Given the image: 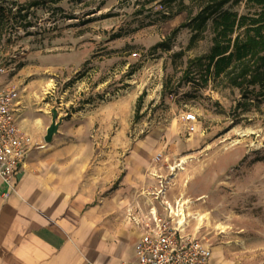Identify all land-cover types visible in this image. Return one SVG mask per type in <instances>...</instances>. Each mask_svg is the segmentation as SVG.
I'll return each instance as SVG.
<instances>
[{
  "label": "rangeland",
  "instance_id": "rangeland-1",
  "mask_svg": "<svg viewBox=\"0 0 264 264\" xmlns=\"http://www.w3.org/2000/svg\"><path fill=\"white\" fill-rule=\"evenodd\" d=\"M184 6L196 13L191 0H0V83L19 88L25 118L56 107L82 125L101 167L151 141L150 164L173 172L170 197L194 201L192 226L212 258L219 247L223 264H264V97L185 80L211 34L188 47ZM225 8L247 11L244 0ZM175 30L167 49L155 47ZM158 151L165 159L155 164Z\"/></svg>",
  "mask_w": 264,
  "mask_h": 264
},
{
  "label": "crops",
  "instance_id": "crops-1",
  "mask_svg": "<svg viewBox=\"0 0 264 264\" xmlns=\"http://www.w3.org/2000/svg\"><path fill=\"white\" fill-rule=\"evenodd\" d=\"M20 107L21 100L19 126L45 142L51 118H25ZM64 122L44 148L28 152L10 183L0 177V264H132L154 174L165 175L150 164L151 141L108 169L92 162L84 127Z\"/></svg>",
  "mask_w": 264,
  "mask_h": 264
},
{
  "label": "built area",
  "instance_id": "built-area-1",
  "mask_svg": "<svg viewBox=\"0 0 264 264\" xmlns=\"http://www.w3.org/2000/svg\"><path fill=\"white\" fill-rule=\"evenodd\" d=\"M20 97L17 86L0 84V177L7 183L11 182L28 152L42 149L46 144L34 142L19 126L16 112ZM183 117L189 131H193L196 115L187 112ZM163 159V151L156 152L153 157L156 164ZM172 176L173 172L154 174L156 185L148 193L153 206L149 217L143 219L144 232L135 245L132 264H208L212 256L211 246L198 235L199 229L192 226L195 216L189 209L194 201L183 196L170 197Z\"/></svg>",
  "mask_w": 264,
  "mask_h": 264
},
{
  "label": "trees",
  "instance_id": "trees-1",
  "mask_svg": "<svg viewBox=\"0 0 264 264\" xmlns=\"http://www.w3.org/2000/svg\"><path fill=\"white\" fill-rule=\"evenodd\" d=\"M194 7L186 8V21L181 25L191 31L188 47L207 31L211 34L208 52L189 58L183 70L187 82L200 87H231L243 98L264 97V0H244L247 11L225 8L239 0H191ZM2 19L4 16L1 17ZM173 31L155 47L167 49ZM142 95L136 101V110Z\"/></svg>",
  "mask_w": 264,
  "mask_h": 264
},
{
  "label": "water",
  "instance_id": "water-1",
  "mask_svg": "<svg viewBox=\"0 0 264 264\" xmlns=\"http://www.w3.org/2000/svg\"><path fill=\"white\" fill-rule=\"evenodd\" d=\"M50 118L51 121L46 128V133L43 138L45 142L52 141L53 136L59 132V127L62 124L63 120L65 119V117H60L58 115V110L56 107L51 108Z\"/></svg>",
  "mask_w": 264,
  "mask_h": 264
},
{
  "label": "bare ground",
  "instance_id": "bare-ground-1",
  "mask_svg": "<svg viewBox=\"0 0 264 264\" xmlns=\"http://www.w3.org/2000/svg\"><path fill=\"white\" fill-rule=\"evenodd\" d=\"M183 162V161H182ZM180 166V164H178ZM182 169V168H181ZM220 253V248H215L214 249V259L217 257L216 255H218Z\"/></svg>",
  "mask_w": 264,
  "mask_h": 264
}]
</instances>
